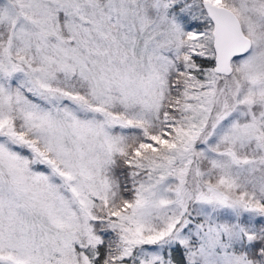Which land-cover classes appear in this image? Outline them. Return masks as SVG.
I'll use <instances>...</instances> for the list:
<instances>
[{
  "label": "snow or ice",
  "instance_id": "6c2138e0",
  "mask_svg": "<svg viewBox=\"0 0 264 264\" xmlns=\"http://www.w3.org/2000/svg\"><path fill=\"white\" fill-rule=\"evenodd\" d=\"M0 264H264V0H0Z\"/></svg>",
  "mask_w": 264,
  "mask_h": 264
}]
</instances>
